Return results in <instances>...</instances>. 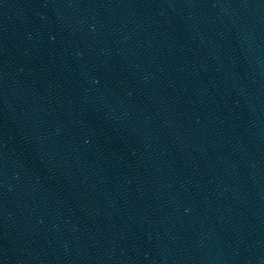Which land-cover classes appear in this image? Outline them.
<instances>
[{
  "label": "water",
  "instance_id": "water-1",
  "mask_svg": "<svg viewBox=\"0 0 264 264\" xmlns=\"http://www.w3.org/2000/svg\"><path fill=\"white\" fill-rule=\"evenodd\" d=\"M0 264H264V0H0Z\"/></svg>",
  "mask_w": 264,
  "mask_h": 264
}]
</instances>
